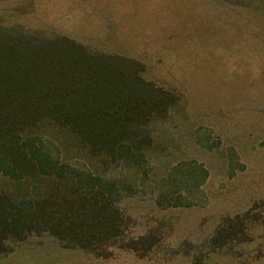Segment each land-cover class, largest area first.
<instances>
[{
  "label": "rangeland",
  "instance_id": "374dc122",
  "mask_svg": "<svg viewBox=\"0 0 264 264\" xmlns=\"http://www.w3.org/2000/svg\"><path fill=\"white\" fill-rule=\"evenodd\" d=\"M0 36L19 37V71L37 60L35 71L49 72L51 52L75 56L72 41L101 56L98 65L175 97L143 127L152 140L143 158L106 169L68 128L27 129L62 161L119 181L120 235L94 251L63 247L47 232L9 237L0 264H264L254 256L264 244V0H0ZM51 184L0 173V195L17 199ZM253 204L256 219L216 249L224 218ZM146 235L158 239L148 252L124 247Z\"/></svg>",
  "mask_w": 264,
  "mask_h": 264
},
{
  "label": "trees",
  "instance_id": "16d2710c",
  "mask_svg": "<svg viewBox=\"0 0 264 264\" xmlns=\"http://www.w3.org/2000/svg\"><path fill=\"white\" fill-rule=\"evenodd\" d=\"M5 39L0 36V173L14 182L38 176L53 184L44 192L34 185L20 199L0 195V255L11 251L5 245L9 237L23 241L42 232L54 236L63 247L94 251L120 235L122 213L114 196L121 195L124 187L117 179L96 172L95 165L79 168L62 161L44 148L42 137L26 130L41 121L68 128L89 158L102 162L106 169L143 158V148L152 141L143 127L155 113L170 108L175 97L137 76L126 77L120 70L98 65L101 56L68 40L71 48L76 47L75 56L66 59L63 52H51L55 56L44 62L49 72H36L37 60L19 71L17 65L24 62L12 50L20 39ZM44 45L46 49L54 44ZM136 84L145 87L142 93L131 89ZM254 207L224 218L211 237L212 245L226 247L242 234L256 219ZM157 242V237L146 235L124 247L142 255ZM254 256H264V244Z\"/></svg>",
  "mask_w": 264,
  "mask_h": 264
}]
</instances>
